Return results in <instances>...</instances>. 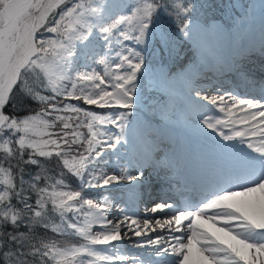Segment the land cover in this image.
Returning a JSON list of instances; mask_svg holds the SVG:
<instances>
[{
    "label": "snow or ice",
    "instance_id": "1",
    "mask_svg": "<svg viewBox=\"0 0 264 264\" xmlns=\"http://www.w3.org/2000/svg\"><path fill=\"white\" fill-rule=\"evenodd\" d=\"M258 8L0 0V264H264Z\"/></svg>",
    "mask_w": 264,
    "mask_h": 264
},
{
    "label": "trees",
    "instance_id": "2",
    "mask_svg": "<svg viewBox=\"0 0 264 264\" xmlns=\"http://www.w3.org/2000/svg\"><path fill=\"white\" fill-rule=\"evenodd\" d=\"M219 15V13H218ZM48 167L51 169L50 174H57L60 172V168L57 165L56 161L53 160L48 164ZM66 180L68 183H70L73 187H74V183H75V177H71L70 175L66 174ZM42 235H46L48 237V239L50 240H56L58 241L60 244L62 245H68L70 246L73 243H77L78 242V238H72V237H63V236H56L52 233H42Z\"/></svg>",
    "mask_w": 264,
    "mask_h": 264
},
{
    "label": "rangeland",
    "instance_id": "3",
    "mask_svg": "<svg viewBox=\"0 0 264 264\" xmlns=\"http://www.w3.org/2000/svg\"><path fill=\"white\" fill-rule=\"evenodd\" d=\"M252 1H253V3H255V4L257 5V9H256V11H255V16H254L255 24H257V21L259 20V8H258V5H259V3H260V0H252ZM175 89H176V87H175ZM173 119L176 120V121H178V122H180V123H184V122L182 121L181 113H180L179 111H177V110H175V113H174ZM74 187H75V183H74ZM141 213H143V208H141V212H140V214H141ZM140 219L143 220V216H141ZM121 247H123V245H122ZM133 250H134V249H133Z\"/></svg>",
    "mask_w": 264,
    "mask_h": 264
},
{
    "label": "bare ground",
    "instance_id": "4",
    "mask_svg": "<svg viewBox=\"0 0 264 264\" xmlns=\"http://www.w3.org/2000/svg\"><path fill=\"white\" fill-rule=\"evenodd\" d=\"M225 85H226V84H225ZM212 94H215V93L209 91V95H212ZM183 114H184V116H185V113H184V112H183ZM156 215H157V217H159V216H161L162 214L157 213ZM140 222H141V225H142V219H140Z\"/></svg>",
    "mask_w": 264,
    "mask_h": 264
}]
</instances>
